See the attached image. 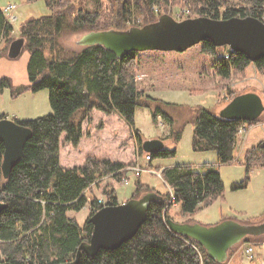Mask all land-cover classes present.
<instances>
[{"label":"trees","instance_id":"16d2710c","mask_svg":"<svg viewBox=\"0 0 264 264\" xmlns=\"http://www.w3.org/2000/svg\"><path fill=\"white\" fill-rule=\"evenodd\" d=\"M180 1L185 5L190 3V0ZM44 2L50 14L27 19L19 35L24 40L21 52L24 50L29 54L26 67L28 84L16 86L9 77L0 78V93L5 87L11 89L13 96L27 89L33 92L47 89L52 109L51 113L43 116L16 120L28 126L32 136L24 145L21 159L7 177L1 171L4 146L0 141V201L6 204L0 212V257L14 264H55L73 259L80 243L91 235L93 225L88 217L103 204L118 203L112 186L103 190V204L96 197L89 201L85 192H92L93 186L108 175L120 181L134 161L124 163L88 155L82 166L63 167L60 164L58 148L61 133H65L66 141L73 144H77L82 135L81 123L75 120L77 114L94 108L105 113L117 112L129 125L142 153H147L141 145L144 139L134 123L138 106L151 110L154 123L158 117L167 123L175 143L181 137L180 127L165 111V107L176 104L151 97L145 89L137 87L134 78L137 51L117 56L99 43L67 51L60 40L65 31H124L130 27L155 25L167 10L161 8L156 14L152 6L156 4L166 8L176 0ZM191 2H194L197 16L221 19L250 15L264 20V0ZM163 10L166 12L161 13ZM133 19L135 22H132ZM11 29L0 9V36L9 35ZM200 44L203 53L213 55L211 66L223 83L231 75L244 77L252 65L264 79V58L251 61L244 53L230 48L225 54L219 53L218 46L209 39ZM237 94L235 90L230 91V99ZM258 119H226L219 115L218 110L197 108L192 118V147L197 151L214 150L218 164L230 163L235 159L239 127L243 124L252 126ZM149 154L151 160L168 157L175 154V148L164 145ZM243 164L245 180L235 187L247 183L252 168L264 166V138L244 151ZM155 170L160 171L163 182L172 189L179 211L167 208V192L153 190L138 176L131 197L153 191L163 198L149 203L146 220L132 239L115 249H101L93 256L82 252L78 264H224L225 261L211 258L195 240L175 234L166 224V215L169 214L180 216V222L192 223L194 221L190 216L198 208L222 196L224 185L217 165H208L203 172L195 170L190 164L158 166ZM88 201L91 212L80 225L68 212L79 211ZM226 219L231 218L222 216L220 221ZM263 239L260 233H252L240 242L258 244ZM192 244L198 247L202 258Z\"/></svg>","mask_w":264,"mask_h":264},{"label":"rangeland","instance_id":"374dc122","mask_svg":"<svg viewBox=\"0 0 264 264\" xmlns=\"http://www.w3.org/2000/svg\"><path fill=\"white\" fill-rule=\"evenodd\" d=\"M191 1L193 0L185 5L180 3V0H176L174 4L166 8L161 6L158 8L160 11L167 10V12L163 10L161 13L166 12L176 19H180L177 15L195 17L197 16L196 10L194 2ZM7 4H13L14 8L9 14H4L12 29L9 31V35L0 36V78L9 77L16 86L27 85L26 67L29 54L23 50L18 57L12 58L9 55V46L14 39L19 38L21 26L27 19L50 14V9L44 0H0V9L3 10ZM138 18L141 20L140 16ZM84 33L86 32L65 31L60 35L61 43L67 51H77L81 48L79 40ZM228 49L227 45L218 46L219 53L225 54ZM212 62L213 55L203 53L200 43L184 52L158 50L138 52L134 77L137 87L145 89L151 97L176 104L165 107V111L174 118L176 125L180 127L181 137L175 143L170 137L171 130L167 123H163L160 117L154 123L149 108L136 107L134 123L143 139L163 138L167 148H175V154L168 157L152 158L149 166L154 169L155 173L149 172L150 170L137 172L127 169V175L123 176L125 180H128L126 183L124 180L118 181L110 175L103 177L99 181L100 184L93 186L92 192H85L89 201L92 197H96L104 202L103 190L112 186L115 189L118 202H124L134 193L135 180L139 176L140 180L148 183L153 190L167 192L169 202L171 194L173 195L172 189L163 182L160 171L155 170L156 167L190 164L194 166L195 170L203 172L208 165L216 164L224 185L223 194L209 205H202L198 208L190 216L191 220L206 226L218 223L222 216L229 217L243 225L252 223L251 225L258 226L264 221V166L252 168L248 174L247 183L244 186L235 187L245 180L244 151L255 146L264 138V111L252 126L244 124L247 128L246 133L237 134L235 159L232 162L218 164L217 154L214 150L197 151L192 147V118L195 109L205 107L219 111L223 105L230 101V91L232 90L237 93L257 92L264 104V79L256 73L253 65L248 67L244 77L231 75L223 83L211 66ZM51 111L47 89L35 92L27 89L13 96L11 89L5 87L0 93V117L24 121L46 115ZM75 120L81 123L82 130L78 143L73 144L66 141L65 133H61L59 136L58 155H61L60 164L63 167L82 166L88 155L112 161H121V159L130 157L128 162L134 161L130 167L136 163L143 167L141 160L142 157L144 159L143 153L138 150L137 142L134 143L136 139L133 142L134 136L129 125L117 112L105 113L94 108L91 111L80 112ZM89 201L79 211L68 212L69 216L74 217L80 225L91 212ZM168 207L171 211H179L177 202L176 206L167 204ZM169 216L173 220L182 221L180 216L172 217L170 214ZM260 234L261 237H264V229ZM260 243L264 244V239ZM246 244L253 245L252 242H239L232 246L228 251L225 263L244 264V246ZM256 246L258 245L256 244ZM257 264H264V261L262 262L258 258Z\"/></svg>","mask_w":264,"mask_h":264},{"label":"water","instance_id":"95a60500","mask_svg":"<svg viewBox=\"0 0 264 264\" xmlns=\"http://www.w3.org/2000/svg\"><path fill=\"white\" fill-rule=\"evenodd\" d=\"M205 39L215 46L227 45L231 50L240 51L251 61L264 58V21L250 15L221 19L195 16L176 20L164 13L155 25L130 27L124 31H90L82 35L79 43H99L115 55L122 56L131 51L184 52ZM23 43L21 37L10 43V57L15 58L20 54ZM263 111L261 96L257 92L246 91L238 93L223 105L219 115L226 119L255 121ZM31 136L32 131L28 126L6 117L0 118V141L4 146L1 171L4 177L21 159L24 145ZM141 145L145 152L153 153L163 148L164 142L159 138L145 139ZM162 198L152 191L124 202L103 204L88 217L93 225L91 235L80 243L74 258L55 264H78L82 252L93 256L101 249H115L132 239L146 220L149 203ZM5 207L6 204L0 201V212ZM166 224L175 234L195 240L218 262L225 261L231 247L247 235L262 233L264 229V221L253 226L226 219L206 226L197 222L176 221L169 215H166ZM0 264L14 263L2 261Z\"/></svg>","mask_w":264,"mask_h":264},{"label":"built area","instance_id":"2783aa9c","mask_svg":"<svg viewBox=\"0 0 264 264\" xmlns=\"http://www.w3.org/2000/svg\"><path fill=\"white\" fill-rule=\"evenodd\" d=\"M158 6L159 5H156V4H154L152 6V9L155 10L154 12L156 14L158 13V10H159ZM187 6H189V5H187ZM13 8H14V5L13 4H7L4 7V9H3L4 14L5 13L6 14H9L10 11L13 10ZM177 17L180 18V19H177V20H181L183 18H186L184 16L183 17H180V15H177ZM138 19H137V21H139ZM132 22H135L134 19L132 20ZM242 133H246L245 126H240L239 129H238V134H242ZM150 160H151L150 154L149 153H145L144 154V161H145V163L143 164V167H141V165H138V163H136L134 166H132V167L129 166L127 169H133V170H135L137 172L138 171H143V170H149L148 167H147V164H148V162ZM122 180H124L125 183L127 182V180H125V177H123ZM169 204L171 206H176V202L174 201V196L172 194H171V200H169V202H168V205ZM192 245L194 246V248L196 249V251L198 252V254L200 255V257L202 258L201 252L198 249V247L195 244H192ZM257 245L258 246L254 245V244L253 245L252 244H246L244 246V256H245V263L244 264H257V259L258 258H260V260L262 262L264 261V244L263 243H259ZM4 260H5L4 257L1 256L0 257V262H2ZM201 261H202V259H201ZM201 264H205V263L201 262ZM225 264H230V262L229 263H225Z\"/></svg>","mask_w":264,"mask_h":264},{"label":"crops","instance_id":"0c3cea01","mask_svg":"<svg viewBox=\"0 0 264 264\" xmlns=\"http://www.w3.org/2000/svg\"><path fill=\"white\" fill-rule=\"evenodd\" d=\"M135 141V138H133V142ZM121 142H123V141H121ZM134 143H136V141L134 142ZM125 144L127 145L128 144V142L126 141L125 142ZM134 150H135V145H134ZM143 155V154H142ZM142 157V156H141ZM140 157V158H141ZM129 158L130 157H127V158H125V159H121V161L120 162H124V163H126V162H128L129 161ZM59 160H60V162H61V155L59 154ZM141 160H142V163L144 164L145 163V161H144V159H143V157L141 158ZM143 164H142V166H143ZM150 165V163L147 165L148 166V169H150V171L149 172H151V173H155V172H153L154 171V169L153 168H151V166H149ZM101 183V182H100ZM99 183V184H100Z\"/></svg>","mask_w":264,"mask_h":264}]
</instances>
